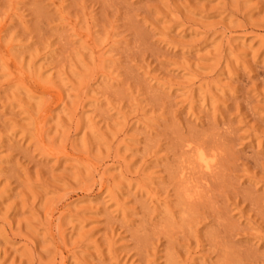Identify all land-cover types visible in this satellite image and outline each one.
Masks as SVG:
<instances>
[{
    "label": "rangeland",
    "instance_id": "obj_1",
    "mask_svg": "<svg viewBox=\"0 0 264 264\" xmlns=\"http://www.w3.org/2000/svg\"><path fill=\"white\" fill-rule=\"evenodd\" d=\"M0 264H264V0H0Z\"/></svg>",
    "mask_w": 264,
    "mask_h": 264
},
{
    "label": "bare ground",
    "instance_id": "obj_2",
    "mask_svg": "<svg viewBox=\"0 0 264 264\" xmlns=\"http://www.w3.org/2000/svg\"><path fill=\"white\" fill-rule=\"evenodd\" d=\"M200 151V150H199ZM202 154V153H201ZM200 154V155H201ZM205 154V153H204ZM199 155V154H198ZM207 158H208V156H207ZM200 159V162L203 164V166L207 169V168H209V162L207 161V159L206 158H204V156L203 157H200L199 158Z\"/></svg>",
    "mask_w": 264,
    "mask_h": 264
}]
</instances>
